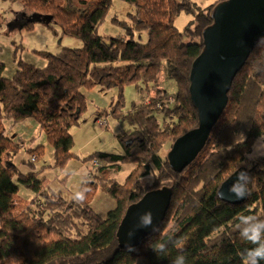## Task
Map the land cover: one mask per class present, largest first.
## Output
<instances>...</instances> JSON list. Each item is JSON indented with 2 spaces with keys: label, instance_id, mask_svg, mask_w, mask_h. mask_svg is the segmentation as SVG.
Wrapping results in <instances>:
<instances>
[{
  "label": "trees",
  "instance_id": "1",
  "mask_svg": "<svg viewBox=\"0 0 264 264\" xmlns=\"http://www.w3.org/2000/svg\"><path fill=\"white\" fill-rule=\"evenodd\" d=\"M11 1L21 5L26 28L38 21L53 30L60 28L62 35L74 36L82 44L57 53L38 52L46 60L44 67L19 60L11 77L3 75L0 61V264H137L138 260L172 264L181 254L186 264H243L241 254L253 246L234 229L237 218H264V158L245 159L257 137L264 136V37L235 75L227 104L204 146L176 171L166 153L177 137L197 126L188 93L189 72L203 48L202 30L212 22L213 7L221 0L205 6L191 0H123L130 6L129 20L119 21L124 32L116 37L97 33L113 0ZM181 12L192 18L179 29L174 20ZM142 31L145 42L135 39ZM161 60L176 82V92L171 95L157 88L156 96L132 101L123 111V88L155 81ZM94 86L116 87L110 113L129 128L116 134L122 154L96 151L87 157L94 171L77 189H89L86 199L76 202L74 192L64 197L51 187L50 178L39 174L46 168H63L72 157V138L56 121L64 110L70 122H79L85 108L81 88ZM26 118L43 126L53 146V163L37 168L43 146L32 147L5 135L4 120L16 123ZM22 149L28 155L20 161L25 170L13 161ZM124 163L134 166L124 182H118L110 173ZM241 167L249 173V195L237 204L218 198L225 177ZM149 173L154 179L145 185L142 179ZM164 185L172 189V196L159 228L134 251L119 247L116 231L127 206ZM98 189L114 201L104 215L92 206ZM169 238L182 245V253ZM161 242L167 251L158 255L153 247Z\"/></svg>",
  "mask_w": 264,
  "mask_h": 264
},
{
  "label": "rangeland",
  "instance_id": "2",
  "mask_svg": "<svg viewBox=\"0 0 264 264\" xmlns=\"http://www.w3.org/2000/svg\"><path fill=\"white\" fill-rule=\"evenodd\" d=\"M191 1L205 6L213 1L220 0ZM129 11L130 6L128 3L123 0H113L104 20L97 27V33L110 37L123 34L124 29L119 21L129 20ZM20 12L21 5L19 3L11 0H0V61L4 64V76L11 77L14 74L19 60L37 67H44L46 60L38 52L57 53L63 47L81 46L82 43L79 39L70 35H62L61 29L58 27L53 30L36 21L33 23L32 28H26L23 14L20 16ZM191 18L192 16L181 12L176 16L174 24L182 29ZM135 39L145 42L146 33L143 31L137 33ZM157 88L171 95L177 90L176 82L167 74V65L164 60L160 61L155 81L148 83L137 81L123 88V111L130 107L132 101L141 103L156 96ZM81 92L85 98V108L79 116V122H70V117L64 110H61L56 121L58 124L65 126L67 134L72 138V146L69 149L72 157L63 168H46L39 174V176L44 175L50 178V183L66 198H69L73 192L79 189L82 182L92 178L90 175V172L94 171L92 161L87 159L91 153L96 151L123 153L116 134L129 128L128 123L116 119L110 113L111 104L116 101V87L112 86L108 89H102L99 86L82 87ZM102 111L104 113L101 114ZM157 117L162 119L159 114H157ZM3 124L6 136L23 141L26 145L32 147L43 146V154L36 162L37 168L43 164L53 163V146L49 142L43 126L37 121L33 118H26L16 123L4 120ZM167 147L168 143L163 146V150L160 152L161 156L165 154ZM24 159H28V155L22 149L15 155L13 161L25 170L26 166L20 162ZM133 166L132 163H124L120 166V169L112 171L110 175L118 182H124ZM149 176H151V173L142 179L143 184L148 185L152 182V178ZM92 206L97 213L104 215L114 207V201L107 193L98 189L94 195ZM137 264H142V262L138 260Z\"/></svg>",
  "mask_w": 264,
  "mask_h": 264
},
{
  "label": "water",
  "instance_id": "3",
  "mask_svg": "<svg viewBox=\"0 0 264 264\" xmlns=\"http://www.w3.org/2000/svg\"><path fill=\"white\" fill-rule=\"evenodd\" d=\"M211 19L202 30L203 48L192 61L189 72L188 93L197 112V126L177 137L166 153L169 166L176 171L183 170L204 146L227 104V93L235 75L264 37V0H222L213 7ZM235 172L221 183L218 191L223 194L222 200L237 204L244 198L237 200L228 192ZM171 196L172 189L164 185L146 191L129 204L116 231L119 247L134 248L156 231L164 220ZM144 213L151 214L152 224L140 227L139 216Z\"/></svg>",
  "mask_w": 264,
  "mask_h": 264
},
{
  "label": "clouds",
  "instance_id": "4",
  "mask_svg": "<svg viewBox=\"0 0 264 264\" xmlns=\"http://www.w3.org/2000/svg\"><path fill=\"white\" fill-rule=\"evenodd\" d=\"M260 158H264V137L258 136L252 144V150L245 153V159L254 161ZM234 174L235 179H233L232 183L228 186V192L234 194L237 200L246 198L249 195V173L245 168H239ZM149 177L154 179L152 176ZM231 177L232 175L225 177L224 182ZM85 183H87V181H85ZM87 191H89L87 187L83 190L75 191L72 199L76 202H83L86 199L85 194ZM217 196L223 199V194L220 191L217 192ZM151 224L152 216L150 213H144L139 216L138 226L145 227ZM234 229L239 232L242 240L253 246L245 249L241 254L243 264H262V262H264V218L257 215H241L237 218ZM132 234V231L129 230L128 235L131 236ZM169 240L178 248L179 252H183V247L178 241H175L173 238H169ZM126 248L129 252L135 250L131 245H127ZM153 251L158 255L166 254L167 245L161 242L153 247ZM172 264H186L185 256L183 254L176 256Z\"/></svg>",
  "mask_w": 264,
  "mask_h": 264
},
{
  "label": "crops",
  "instance_id": "5",
  "mask_svg": "<svg viewBox=\"0 0 264 264\" xmlns=\"http://www.w3.org/2000/svg\"><path fill=\"white\" fill-rule=\"evenodd\" d=\"M50 185H51V187H52L53 189L57 190V189L53 186V184L50 183ZM57 191H59V190H57ZM59 192H60V191H59Z\"/></svg>",
  "mask_w": 264,
  "mask_h": 264
},
{
  "label": "built area",
  "instance_id": "6",
  "mask_svg": "<svg viewBox=\"0 0 264 264\" xmlns=\"http://www.w3.org/2000/svg\"><path fill=\"white\" fill-rule=\"evenodd\" d=\"M31 159H33V158H31ZM89 174V172L87 173V175Z\"/></svg>",
  "mask_w": 264,
  "mask_h": 264
}]
</instances>
